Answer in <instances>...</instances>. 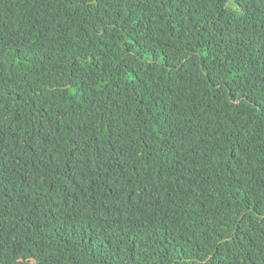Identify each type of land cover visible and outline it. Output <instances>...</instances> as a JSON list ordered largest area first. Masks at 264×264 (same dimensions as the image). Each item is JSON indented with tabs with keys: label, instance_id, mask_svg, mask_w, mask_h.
Masks as SVG:
<instances>
[{
	"label": "trees",
	"instance_id": "16d2710c",
	"mask_svg": "<svg viewBox=\"0 0 264 264\" xmlns=\"http://www.w3.org/2000/svg\"><path fill=\"white\" fill-rule=\"evenodd\" d=\"M38 1L0 0V264H264V0Z\"/></svg>",
	"mask_w": 264,
	"mask_h": 264
},
{
	"label": "rangeland",
	"instance_id": "374dc122",
	"mask_svg": "<svg viewBox=\"0 0 264 264\" xmlns=\"http://www.w3.org/2000/svg\"><path fill=\"white\" fill-rule=\"evenodd\" d=\"M7 1H8V4L10 5L26 4L30 7L40 6V2L38 0H7Z\"/></svg>",
	"mask_w": 264,
	"mask_h": 264
}]
</instances>
